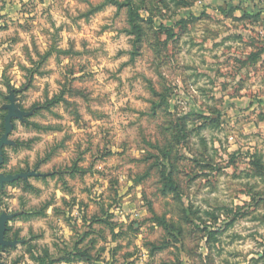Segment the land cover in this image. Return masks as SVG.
<instances>
[{"label": "clouds", "instance_id": "1", "mask_svg": "<svg viewBox=\"0 0 264 264\" xmlns=\"http://www.w3.org/2000/svg\"><path fill=\"white\" fill-rule=\"evenodd\" d=\"M0 140V264H264V0H0Z\"/></svg>", "mask_w": 264, "mask_h": 264}, {"label": "rangeland", "instance_id": "2", "mask_svg": "<svg viewBox=\"0 0 264 264\" xmlns=\"http://www.w3.org/2000/svg\"><path fill=\"white\" fill-rule=\"evenodd\" d=\"M161 2L163 3V0H161ZM179 3H186V0H179ZM165 7H167V5L165 4ZM226 7L230 10L232 9V5L229 3L226 5ZM224 11V9H221ZM235 11H238L239 9H234ZM135 12H138L141 19H139L140 21H144L143 24H137L136 25V31L138 34V38H142L145 34L147 30H150V27L157 23L159 21L160 27L159 30L155 33L156 36V40L157 43L159 44V46L161 48H166L169 44V41H171L174 37V33L170 30L168 24L165 22L164 19H161L160 17H145V14L142 10H136L132 13V18L133 20H137L138 18L135 15ZM185 22L183 20H180L177 22V28L182 29L184 27ZM161 27L167 28L170 32H165ZM224 83V87L225 89H227L228 84L226 82H222ZM163 99V98H162ZM200 117L202 119H205V122L208 121V119H212L214 122L215 118L212 117H208L205 118L203 116V114H199ZM179 131V130H178ZM2 140H0L1 142ZM165 158L167 157V154L165 153ZM235 159V157H233V160ZM156 161H153V166H156ZM254 166L261 171H264V162H260V161H254ZM205 167H210V165H206ZM174 184V183H172ZM175 185V184H174ZM176 186V185H175ZM177 187V186H176ZM195 216V212H193L192 210L188 209L184 211V219L185 220H190L192 217ZM108 214L105 213L104 217H95L92 220V225L93 226H97L98 224H105L108 221ZM194 222V221H193ZM161 224H164L163 220L160 221ZM165 227H167L169 229L170 232L175 233V228L169 225H164ZM109 227H113V225H109ZM91 229L89 230V233H85V238L88 234H90ZM99 235H103V232H100ZM120 235H123V233H120ZM115 239V237H113ZM96 241L92 240L90 242V245H95ZM137 244L139 245V240L137 241ZM101 251H104V249H101ZM115 251H119V249H116ZM95 255V253L93 251H91L90 246L89 245H82L80 246L78 249L75 250H70L68 253L65 254V262L66 264H74V261L77 259H85V260H91L93 258V256ZM97 264H98V258H97Z\"/></svg>", "mask_w": 264, "mask_h": 264}, {"label": "trees", "instance_id": "3", "mask_svg": "<svg viewBox=\"0 0 264 264\" xmlns=\"http://www.w3.org/2000/svg\"><path fill=\"white\" fill-rule=\"evenodd\" d=\"M221 11H223V10H221ZM135 15H136V17L138 18V19H141V17H140V15H139V13L138 12H135ZM166 33L167 32H170L167 28H164V27H161ZM168 188H170V189H176V186L174 185V184H172V181H171V178L169 177L168 178V182H167V185H166Z\"/></svg>", "mask_w": 264, "mask_h": 264}, {"label": "water", "instance_id": "4", "mask_svg": "<svg viewBox=\"0 0 264 264\" xmlns=\"http://www.w3.org/2000/svg\"><path fill=\"white\" fill-rule=\"evenodd\" d=\"M2 143H3V141L0 142V144H2Z\"/></svg>", "mask_w": 264, "mask_h": 264}]
</instances>
